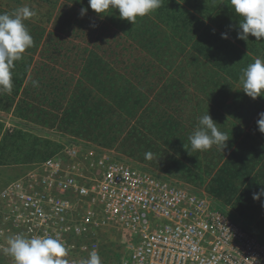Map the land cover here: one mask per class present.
<instances>
[{"label": "trees", "instance_id": "16d2710c", "mask_svg": "<svg viewBox=\"0 0 264 264\" xmlns=\"http://www.w3.org/2000/svg\"><path fill=\"white\" fill-rule=\"evenodd\" d=\"M59 1L49 26L24 21L34 43L14 62L0 110L198 181L264 236V197L252 198L264 187V133L256 123L264 106L234 94L242 69L264 58V40L236 38L239 17L228 0H161L133 25L118 10L98 18L88 0L83 17L80 3ZM207 111L231 137L223 153L216 146L191 150L188 137ZM13 135L1 137L0 161L13 147L22 162L52 154L44 150L50 146H37V136L22 150Z\"/></svg>", "mask_w": 264, "mask_h": 264}, {"label": "built area", "instance_id": "2783aa9c", "mask_svg": "<svg viewBox=\"0 0 264 264\" xmlns=\"http://www.w3.org/2000/svg\"><path fill=\"white\" fill-rule=\"evenodd\" d=\"M72 139L40 162L43 187L56 191L39 207L88 248L84 259L96 250L104 264H264V236L205 188ZM110 243L117 255H100Z\"/></svg>", "mask_w": 264, "mask_h": 264}, {"label": "clouds", "instance_id": "9594fccd", "mask_svg": "<svg viewBox=\"0 0 264 264\" xmlns=\"http://www.w3.org/2000/svg\"><path fill=\"white\" fill-rule=\"evenodd\" d=\"M74 2L81 4L80 17L87 13L88 7L98 14L100 19L110 10H118L119 18L132 25L138 17H144L161 6V0H88V7L83 6V0H72V3ZM227 5L239 17L237 39L247 42L251 34L257 41L264 40V0H228ZM35 15L36 12L27 6L12 14H0V92H11L14 62L21 60L26 49L33 46V38L24 21ZM221 38L228 39V33L222 32ZM239 80V90L245 95L253 100L264 98V58H256L242 69ZM258 116V131L264 133V112ZM188 139L192 152L208 151L216 146L223 153L228 148L231 137L218 129L217 122L207 111L199 118ZM145 156L147 159L152 158L151 153H146ZM261 197H264V187L252 193L254 200ZM261 203L264 206V201ZM2 251L11 257L13 264H68L66 257L69 249L51 236L16 235L7 240V246L3 247ZM82 264L102 262L98 252L92 250Z\"/></svg>", "mask_w": 264, "mask_h": 264}, {"label": "rangeland", "instance_id": "374dc122", "mask_svg": "<svg viewBox=\"0 0 264 264\" xmlns=\"http://www.w3.org/2000/svg\"><path fill=\"white\" fill-rule=\"evenodd\" d=\"M59 4V0H0V8L14 13L25 6L34 10L36 15L31 17L30 20L40 23L43 26L50 25V20L55 16ZM239 89L240 81L236 85L234 94L236 93L235 95L238 96L241 95L242 101L247 105L254 106V103H256L257 106L260 103L264 106V102L262 103L261 99L259 100V98H256L253 100ZM262 100H264V98ZM0 123L2 124L0 141H2L1 137L5 135L6 132H8V134L13 133V138L17 146H21L22 150H27L29 146H35L31 144V137L37 136L40 139L37 146H50V148L44 149L52 151V154L47 158L59 152L64 147V144H68L73 140L72 136L66 133L18 119L12 115L11 111L7 112L0 110ZM16 130H19L25 135L16 132ZM45 141L49 144H46L47 142ZM90 142L95 143L93 141ZM107 149H112L116 157L129 159L137 165H142L151 170L166 174L150 163L124 154L116 148ZM22 154L23 152L13 147L10 153L0 161V256H2L0 264H13L11 257L4 254L2 248L7 246V240L10 237L16 235H24L26 237L51 236L57 238L69 249V254L66 257L68 264H82L86 256L85 251L88 248H76L70 244L73 234L70 231L61 233V228L57 227L56 224V215L52 214V217L49 216L50 219L48 220L47 215L42 214L40 211L39 199L43 200L40 194L43 191L55 194L56 191L53 185L43 187L44 184L42 185L40 180L41 175L45 173L40 165V162L46 159L44 158L45 154H34V159L28 162H22ZM187 184H189L192 189L204 188L198 181H194L193 184ZM30 196L32 198H29ZM228 205L232 208V205ZM238 210L239 209H233L235 213H238ZM246 220L248 221V219ZM248 222L256 223L257 219ZM99 249L101 250L100 255L112 254V256H116V251L120 249V246L110 243V245L107 244V246H102ZM80 258H83V260ZM102 261L103 260H101V262ZM102 264H104V262H102Z\"/></svg>", "mask_w": 264, "mask_h": 264}]
</instances>
